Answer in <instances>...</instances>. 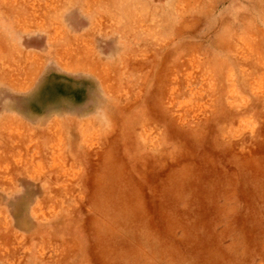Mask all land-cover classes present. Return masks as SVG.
I'll return each mask as SVG.
<instances>
[{
    "label": "rangeland",
    "instance_id": "374dc122",
    "mask_svg": "<svg viewBox=\"0 0 264 264\" xmlns=\"http://www.w3.org/2000/svg\"><path fill=\"white\" fill-rule=\"evenodd\" d=\"M0 264H264V0H0Z\"/></svg>",
    "mask_w": 264,
    "mask_h": 264
}]
</instances>
